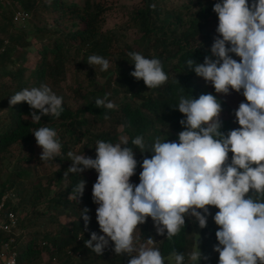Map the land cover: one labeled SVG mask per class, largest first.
Instances as JSON below:
<instances>
[{
  "label": "trees",
  "instance_id": "trees-1",
  "mask_svg": "<svg viewBox=\"0 0 264 264\" xmlns=\"http://www.w3.org/2000/svg\"><path fill=\"white\" fill-rule=\"evenodd\" d=\"M103 1L0 0V196L11 191L17 198L13 203L9 195L6 197L0 216L4 220L7 212L12 211L15 226L21 229L16 234L0 229V251L7 243L8 250L15 253V264H38L43 252L54 257L57 264H128L130 257L116 255L114 243L109 242L101 255L85 247L91 232L103 234L93 216L96 204L92 200V186L98 173L89 169L79 175H65L72 163L67 153L74 152L75 147L77 152L91 153L96 141L115 144L123 135L128 144L122 147H131L138 161L135 180H139L140 164L154 155L155 138L161 142L178 140L184 128L179 121L185 119L178 110L181 96L198 99L201 94L215 95L222 109L218 113L222 121L220 131L227 135L235 129L232 111L227 117L219 115L229 109L227 103L216 94L213 85L208 91L186 64L188 59L203 63L205 56H212L214 36L219 37V20L213 5L221 0H139L127 14V21L138 36L121 46L117 44L118 31L103 29L107 7ZM16 11H25L28 17L15 23ZM130 52L160 59L168 82L153 90L143 80L137 81L130 75L135 70ZM90 55L109 60L108 70L102 72L99 65L96 70L89 67ZM230 55L239 61L235 54ZM73 62H77L78 68L83 66L86 79L85 84L77 83L71 89L72 95L79 98L78 103H71L60 88L66 65ZM97 74L101 75V82ZM41 85L63 97L64 111L58 118L41 116L40 122L35 123L26 102L10 106L9 99L25 88ZM106 94L117 105L116 109L95 106V100ZM45 126L57 132L62 145V154L51 160L58 167L45 175V180L41 176L28 179L29 171L23 165L31 163L30 155L19 157L12 168L8 155L14 151V145L35 141L33 132ZM137 135L144 138L143 151L131 143ZM232 155L228 153L229 160ZM80 180L86 182L83 196L73 200L71 194ZM206 207L210 211L206 226L201 229L195 217L185 215V226L172 241L166 239V231L165 236L157 235L150 217L138 225V230L144 239L156 235L155 246L165 258L175 251L184 254L185 259L192 252L194 234L199 232L200 251L209 257L206 263L202 259L199 264H219V254L214 251L218 244L215 233L221 228L214 220L219 209ZM85 208L90 217L87 229L81 215ZM19 209L24 211L21 218L16 214ZM59 216L70 219L62 223ZM52 224L55 228L47 229ZM25 228L28 233L23 234Z\"/></svg>",
  "mask_w": 264,
  "mask_h": 264
},
{
  "label": "clouds",
  "instance_id": "clouds-1",
  "mask_svg": "<svg viewBox=\"0 0 264 264\" xmlns=\"http://www.w3.org/2000/svg\"><path fill=\"white\" fill-rule=\"evenodd\" d=\"M213 11L218 15L219 37L211 46L212 56H205L203 63L188 59L186 64L211 82L217 93L229 94L230 86L245 97L246 102L235 110L239 127L227 135L220 131L218 113L222 109L215 95L201 94L198 99L181 96L178 110L185 119L179 123L184 128L178 140L161 142L155 138L154 155L140 164L138 184L130 180L138 164L133 149L122 147L128 144L127 138L115 144L96 141L94 159L68 152L72 163L65 175H79L89 169L98 173L92 200L98 205L96 221L103 234L91 232L85 241V247L97 255L111 241L116 255L130 257L128 264H164L165 259L168 264H183L184 254L173 251L165 258L152 238L137 247L134 229L150 217L157 235L165 236L166 231V239L172 241L185 226V215L195 217L203 229L210 214L206 206L211 205L219 209L214 216L221 226L214 246L219 264H257L258 260L264 264V0H221L214 3ZM129 56L135 66L130 75L143 80L148 89L168 82L160 59L135 52ZM87 64L99 65L102 72L110 66L109 60L99 55H90ZM107 96L97 98L95 106L116 109ZM21 102L32 109L30 116L35 123L41 116L58 118L64 111L63 97L47 85L25 88L9 99L10 106ZM33 135L42 149L40 160H54L62 154L53 128L40 127ZM131 143L141 151L145 149L143 136L137 135ZM229 152L233 154L230 160ZM85 185L80 180L71 199L79 200ZM88 211L85 208L81 214L86 229ZM188 258L192 264L209 259L198 247Z\"/></svg>",
  "mask_w": 264,
  "mask_h": 264
},
{
  "label": "rangeland",
  "instance_id": "rangeland-1",
  "mask_svg": "<svg viewBox=\"0 0 264 264\" xmlns=\"http://www.w3.org/2000/svg\"><path fill=\"white\" fill-rule=\"evenodd\" d=\"M77 1V0H74ZM103 3L107 6L106 10L104 12V25H103V29H111V30H116L118 31V45L121 46L123 44H128L130 43L134 38H136L138 36V32L136 31V29L131 26L129 24V22L127 21V14L130 11V9L139 3V0H104ZM214 38L216 39L217 36H214ZM114 49V46H113ZM77 63V62H76ZM75 62L73 63H68L66 65V72H65V80L63 82L60 83V88L66 92V94L69 96L68 100L71 103H78L79 98H77V96H73L71 89L73 86H75L77 83L80 84H85L86 83V79H85V74L83 72V66L78 68L76 67ZM91 67V66H89ZM93 69L96 70V65L92 66ZM199 82H201L202 84H204L208 91L211 90V82H206L202 77H198L196 78ZM97 80L99 82L102 81L101 75L97 74ZM70 88V89H69ZM229 94H223V93H217L216 94L221 97L225 103H227V105L229 106V109L226 112H221L219 115L220 116H228L230 115V112H233V117L235 118V110L238 109L239 104L241 102H246L245 97L234 91L231 90L230 86H229ZM242 91V90H241ZM238 122L236 121L234 128H238ZM100 128V127H99ZM118 131H120V128H118ZM121 138L123 139L124 136L121 135ZM14 151L11 153V155H8V158L11 160V164L10 167L12 168L13 164L18 161L17 159L19 157H24L26 155H30L29 157H31V163L25 164L23 165L25 169H27L29 171V176L28 179L34 178L33 176H41L44 179L45 175H48L49 173H51V171L55 170L58 167V164L53 162V161H43L40 162L41 160L39 159L40 157V153L42 151V149L40 147L37 146L36 144V140L28 145H24V144H16L14 145ZM88 148V147H87ZM77 147H75L74 152L76 154H84L86 157H95L96 156V151L94 152H89L88 150H83L82 152H77L76 151ZM20 162V161H19ZM20 164L22 165L23 163L20 162ZM9 167V168H10ZM8 172H6L4 175H2V177H5L6 174ZM131 182H138L139 180H135V174L130 178ZM9 196L12 198V202L15 203L16 202V197L14 196L13 192L9 191L8 192ZM98 207V205L96 204L95 210L93 212V216L96 217V208ZM17 216L18 217H22L24 214L23 210H18L17 211ZM69 216H59V220L62 223H66L69 220ZM3 222L2 217L0 216V224ZM50 228H55V225H48L47 229ZM18 231H21L20 228H18L17 226H13L11 227V231L10 232H14V234L18 233ZM101 232V231H100ZM28 233V229H24L23 230V234ZM102 233V232H101ZM135 240L137 241V247H139L140 244H146L148 238H145L143 236H141L139 230H138V226L136 227V229H134V233H133ZM153 239V241H156V235H153V237H151ZM110 243H113L110 241ZM199 248L200 250V234L199 232H196L194 234V239H193V246H192V251L194 248ZM133 255H135V253H133ZM50 255L46 252H43L41 254V259L38 262V264H57V260L54 257H49ZM205 261V260H204ZM0 263H2L0 261ZM206 263V261H205ZM260 263V261L258 260L257 264ZM164 264H168V260L165 259ZM183 264H192V262L189 260V258L184 259ZM199 264V261H198Z\"/></svg>",
  "mask_w": 264,
  "mask_h": 264
},
{
  "label": "built area",
  "instance_id": "built-area-1",
  "mask_svg": "<svg viewBox=\"0 0 264 264\" xmlns=\"http://www.w3.org/2000/svg\"><path fill=\"white\" fill-rule=\"evenodd\" d=\"M5 1V0H1ZM28 17V13L25 11H16L13 15V20L16 23L24 21ZM8 192H5L0 196V207L2 206L4 200L8 196ZM16 216L12 211L7 212L5 219L0 224V229L4 231H11V227L15 226ZM67 253H70L68 250ZM0 264H15V253L8 250V244L4 243L0 251Z\"/></svg>",
  "mask_w": 264,
  "mask_h": 264
}]
</instances>
